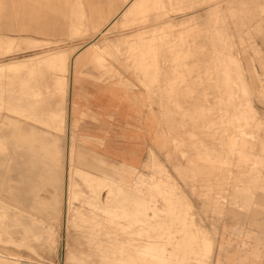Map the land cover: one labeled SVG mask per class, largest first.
Masks as SVG:
<instances>
[{
	"label": "rangeland",
	"instance_id": "374dc122",
	"mask_svg": "<svg viewBox=\"0 0 264 264\" xmlns=\"http://www.w3.org/2000/svg\"><path fill=\"white\" fill-rule=\"evenodd\" d=\"M146 1L35 0L34 9L41 6V16L29 23L32 29L38 26L39 32L28 34L49 42L33 40L29 44L27 39L17 38L18 47L13 51H0V63L23 60L8 64L7 74L0 72V114L18 116L22 112L19 118L46 129V123L41 125L43 118L55 122L51 126L59 131L62 114H49L64 99L65 91L62 94L59 88L65 90V78L73 64L87 68L91 74L87 77L96 83L116 82L124 93L132 95L141 110L152 114L151 123L146 122L141 130L140 141L144 143L136 146L143 152L142 160L135 164L110 159L100 139L91 140L90 146L85 144L79 123L76 126L71 121V136L64 128L60 135L63 145L57 144L65 150L69 140L65 162L72 182L70 230L63 231V219L47 220L39 216V208L34 210L39 215H33L12 200L1 198L0 236L4 243H0V249L18 251L37 263L73 264L64 253L63 243L68 240L70 246L91 254V261L99 263L115 255L123 262L114 264H125L128 246L141 249L155 244L160 248L139 254V250L129 248L136 252L134 264H195L197 257L207 255L214 258L213 264L220 260L225 264H264V0ZM162 5L165 10H161ZM9 19L8 15L0 17V37L18 36L19 32L9 30ZM105 44L115 46L95 51V45ZM58 49L64 52L55 58L47 57ZM80 54H86L83 61ZM31 145L34 150L41 146L40 142ZM21 157L11 160L7 178L28 179V160ZM28 162L32 167L37 165L33 160ZM0 172L4 173V169ZM88 173H92L89 181ZM93 174L97 179L102 176V181L107 177V182L101 181L97 187ZM8 190L4 186L0 192L5 195ZM59 191L46 185L42 196L52 199ZM59 200L51 202L56 209L60 208L55 203ZM42 204L50 214V206ZM4 222L11 226L5 227ZM25 237H29L38 254L16 250L13 240ZM99 243L101 248L91 247ZM210 246L213 252L204 254Z\"/></svg>",
	"mask_w": 264,
	"mask_h": 264
},
{
	"label": "bare ground",
	"instance_id": "6f19581e",
	"mask_svg": "<svg viewBox=\"0 0 264 264\" xmlns=\"http://www.w3.org/2000/svg\"><path fill=\"white\" fill-rule=\"evenodd\" d=\"M125 1V0H124ZM146 1V0H145ZM148 1V0H147ZM146 1V2H147ZM155 1V0H154ZM17 2V4H16V6L17 7H19L20 8V2H18V1H16ZM3 3V2H2ZM68 3V2H67ZM84 3V2H83ZM160 3H162V2H160ZM159 3V4H160ZM152 4H154V3H152ZM171 4V3H170ZM156 5H157V3H156ZM1 6H3V4H1ZM155 6V5H154ZM82 9H83V7H81ZM147 8V7H146ZM146 8H144V9H146ZM159 8V7H158ZM161 8H163V5H162V7ZM160 8V9H161ZM166 9V8H165ZM164 8L163 9H161V10H165ZM166 12V11H165ZM168 12V11H167ZM167 12H166V15H167ZM142 13H144V12H142ZM146 13V12H145ZM153 13H155V12H153ZM160 13V12H159ZM97 14H99V13H97ZM137 14V13H136ZM141 14V13H140ZM165 14V13H164ZM163 14V15H164ZM135 15V14H134ZM134 15H132V16H134ZM139 15V13L137 14V16ZM145 14H143L142 16H144ZM165 15V16H166ZM88 16V15H87ZM101 16V15H100ZM129 16H131V15H129ZM135 17V16H134ZM134 17H131V18H134ZM140 17V16H139ZM130 18V19H131ZM142 18V17H141ZM145 18V17H144ZM143 18V19H144ZM149 18H150V16H149ZM18 19V22L20 23V22H23V23H21V24H19L18 23V26H16L15 28H12L13 29V31H15V32H26V29H27V23H26V21L24 20L23 21V18L21 19V21H19V17L17 18ZM96 19H98L97 17H96ZM101 19V18H100ZM100 19H99V22H100ZM104 19V18H103ZM102 19V20H103ZM126 19V18H125ZM127 19H128V17H127ZM129 19V20H130ZM137 18H135V20H136ZM138 19H140V18H138ZM137 19V20H138ZM111 21V20H110ZM141 21V20H140ZM86 22V21H85ZM91 21H89V23H90ZM113 22H114V20H113ZM132 22V21H131ZM166 23V22H165ZM164 23V24H165ZM168 23V22H167ZM169 23H171V22H169ZM116 24V23H115ZM118 24V23H117ZM131 24V23H130ZM133 24V23H132ZM137 24V23H136ZM172 24V23H171ZM90 25H91V23H90ZM93 25V24H92ZM127 25V24H126ZM173 25V24H172ZM98 26H99V24H98ZM120 26V25H119ZM125 26V25H124ZM129 26V25H128ZM90 27V26H89ZM131 27V26H130ZM159 27V26H158ZM162 27V26H161ZM164 27V26H163ZM165 27H169V26H165ZM112 28H114V27H112ZM115 28L117 29V26H115ZM103 29V28H102ZM147 29V28H146ZM152 29V28H151ZM159 29H162V28H159ZM100 30V29H99ZM107 30V29H106ZM37 32H38V30H36ZM43 31V29L41 28V32ZM113 31V30H112ZM139 31V30H138ZM141 31V30H140ZM94 32H96V31H94ZM99 33H101V31H98ZM106 32V31H105ZM108 32V31H107ZM111 32V31H110ZM146 32V31H145ZM92 33V32H91ZM98 33V34H99ZM104 34V33H103ZM107 34V33H106ZM144 34V33H143ZM8 35V34H7ZM89 35V34H88ZM87 35V36H88ZM105 35V34H104ZM103 35V36H104ZM128 35V34H127ZM136 35V34H135ZM134 35V36H135ZM147 35V34H146ZM91 36V35H90ZM98 36V35H97ZM149 36V35H148ZM83 37V36H82ZM85 37V36H84ZM100 37V36H99ZM129 37V36H128ZM143 37V36H142ZM146 37V36H145ZM27 39L28 40V42L30 41H32V42H40L41 43V41L43 42V41H45V43H47V42H49L48 40H44V39H41V40H37L36 38H34V37H31V36H27V35H19V36H16V37H10V36H3V37H0V49L2 50V48L3 49H8L9 51L10 50H12L13 51V49L15 48V47H18V45H17V42H16V39ZM117 38V37H116ZM125 38V37H124ZM136 38V37H135ZM141 38V37H140ZM40 39V38H39ZM72 39V38H71ZM70 39V40H71ZM98 39V38H97ZM115 39V38H114ZM123 39V38H122ZM132 39V38H131ZM27 40H25V41H27ZM33 40H35V41H33ZM103 40V39H102ZM102 40H99V41H102ZM105 40V39H104ZM106 40H108V39H106ZM117 40V39H116ZM115 40V41H116ZM134 40V39H133ZM146 40H147V37H146ZM56 41V40H55ZM58 41H59V39H58ZM67 41V40H66ZM121 41V40H120ZM140 41H141V39H140ZM32 42L31 43H29V44H32ZM117 42V41H116ZM122 42V41H121ZM133 42V41H132ZM138 42V41H137ZM94 43V42H93ZM93 43H89L90 44V46H93V45H91V44H93ZM98 42L96 41V44H97ZM107 43H108V41H107ZM110 43V42H109ZM113 43V42H112ZM118 43H120V42H118ZM44 44V43H43ZM114 44H115V42H114ZM117 44V43H116ZM35 45H40L39 43H36ZM34 45V46H35ZM47 45V44H46ZM138 45V44H137ZM31 46V45H30ZM33 45L31 46V47H34ZM88 46V45H87ZM113 46H115V45H113V44H108V45H95L94 46V49H95V51L97 50L98 52L99 51H107V50H110ZM121 46H123V45H121ZM48 47V46H47ZM77 47V46H76ZM83 47V46H82ZM120 47V46H119ZM118 47V48H119ZM35 48V47H34ZM117 48V47H116ZM114 50H117V49H115V47H114ZM119 50V49H118ZM118 50H117V52H118ZM7 51V50H6ZM53 52H49L48 53V55H47V57H51V56H54L53 58H55L56 56H58V54H60V53H62V52H64L63 50H60V49H58V51L57 50H52ZM146 51V50H145ZM148 51V50H147ZM116 52V53H117ZM3 53V52H2ZM108 53V52H107ZM110 53V52H109ZM108 53V54H109ZM114 53L115 52H112V53H110L109 55H111V54H113L114 55ZM115 53V54H116ZM148 53H149V51H148ZM95 54V53H94ZM97 54V53H96ZM101 54V53H100ZM99 54V55H100ZM103 54V53H102ZM105 55V54H104ZM108 55V56H109ZM112 55V56H113ZM118 55V54H117ZM37 56H39V54H37V55H32V56H30V57H28V59H31V58H35V57H37ZM93 55H91V57H92ZM148 56V55H147ZM110 57V56H109ZM93 58V57H92ZM26 59V58H25ZM24 59V60H25ZM113 59V58H112ZM112 59H110V61L112 60ZM95 60V59H94ZM93 60V61H94ZM99 60H100V57H99ZM109 60V59H108ZM21 61H23L22 59H13V60H9V61H4V62H1L0 63V72L2 73V74H7L6 73V68H7V65L8 64H14V63H18V62H21ZM66 61V60H65ZM81 61H83V60H81ZM101 61V60H100ZM107 61V60H106ZM60 62V61H59ZM102 62V61H101ZM100 62V63H101ZM108 62V61H107ZM57 63V62H56ZM70 63H71V61H70ZM78 63H79V61H78ZM102 64V63H101ZM71 65V64H70ZM81 65V64H80ZM98 65V64H97ZM102 66V65H101ZM74 67V66H73ZM72 67V68H73ZM77 67V66H76ZM95 67V66H94ZM98 67V66H97ZM65 69H66V67H65ZM71 69V68H70ZM75 72V71H74ZM77 73V72H76ZM12 74V73H11ZM9 75V74H8ZM14 75V74H13ZM58 75V74H57ZM108 75V74H107ZM66 76V75H65ZM108 76H110V74L108 75ZM17 77V76H16ZM38 77V76H37ZM36 77V79H38ZM59 77V76H58ZM58 77H56L57 79H58ZM68 77V76H67ZM66 77V78H67ZM34 77H32V79H33ZM76 78V77H75ZM101 78V77H100ZM103 78V77H102ZM224 78V77H223ZM39 79H41V78H39ZM68 79V78H67ZM66 79V80H67ZM109 79V78H108ZM10 80H12V79H10ZM27 80V79H26ZM19 81H21V80H19L18 79V82ZM23 81H25V80H23ZM35 81V80H34ZM37 81V80H36ZM47 81H49V80H47ZM52 81H53V79H52ZM56 81V80H55ZM68 81V80H67ZM12 82V81H11ZM26 82V81H25ZM24 82V83H25ZM30 82H32V80L30 81ZM40 82V81H39ZM38 82V83H39ZM57 82V81H56ZM60 82V81H59ZM1 83V82H0ZM28 83V82H27ZM16 84V83H15ZM44 84H45V81H44ZM57 84H58V82H57ZM4 85V84H3ZM6 85V84H5ZM18 85V84H17ZM25 85H26V83H25ZM38 85V84H37ZM36 85V86H37ZM60 86V85H59ZM62 86V85H61ZM22 87V86H21ZM20 87V88H21ZM27 87H29V86H27ZM35 87V86H34ZM45 87V86H44ZM49 87V86H48ZM57 87H58V85H57ZM2 88H4V87H2ZM15 88V87H14ZM19 88V89H20ZM37 88V87H36ZM63 88H64V86H63ZM69 88H70V86H69ZM8 89V88H7ZM24 89H26L25 88V86H24ZM38 89H40L39 87H38ZM66 89L67 88H65V90H62V87H60L59 88V91H62V94H63V91H65L66 92ZM6 90V89H5ZM16 90V89H15ZM18 90V89H17ZM30 90V89H29ZM34 90H35V88H34ZM41 90V89H40ZM45 90H47L46 89V87H45ZM7 91H9V90H7ZM21 91H22V89H21ZM36 91H38V90H36ZM49 91V90H48ZM11 92V91H10ZM41 92V91H40ZM12 93V92H11ZM17 93V92H16ZM42 94H43V92H42ZM49 94V93H48ZM65 94V93H64ZM44 95H45V93H44ZM47 95V94H46ZM28 96V95H27ZM66 96V95H65ZM26 97V96H25ZM29 97V96H28ZM30 97H31V95H30ZM43 98H45V97H43ZM66 98V97H65ZM24 99V98H23ZM35 99V98H34ZM37 99V98H36ZM33 100V99H32ZM62 100V99H61ZM9 101V100H8ZM18 101H20V100H18ZM26 101V100H25ZM38 101V100H37ZM69 101H71V100H69ZM10 102V101H9ZM8 102V103H9ZM12 102V101H11ZM10 102V103H11ZM22 102V101H21ZM28 103V102H27ZM36 104V103H35ZM34 104V105H35ZM38 104H39V102H38ZM38 104H36L35 105V107L38 105ZM34 105H33V107H34ZM8 106V105H7ZM22 106V105H21ZM10 107V106H9ZM19 107V106H18ZM17 107V108H18ZM32 106H31V108L30 109H32L33 108ZM41 107H42V105H41ZM57 107H58V105H57ZM11 108V107H10ZM9 109V108H8ZM7 109V110H8ZM26 109V108H25ZM12 110V109H11ZM43 110V109H42ZM37 111V110H36ZM68 111V110H67ZM21 112V111H20ZM20 112H18V113H20ZM41 112V111H40ZM16 114V113H15ZM66 114H67V112H66ZM20 115V114H19ZM18 115V116H19ZM21 115H22V112H21ZM20 115V116H21ZM32 115V114H31ZM34 115H35V113H34ZM50 116L49 117H54V116H57V115H59V114H54L53 112H50V114H49ZM54 115V116H53ZM17 115H14V114H12V113H9V112H5V113H2V114H0V171H1V169H4V173H1L0 172V189L2 188V187H4V186H8V193L7 194H5V195H3L1 192H0V199L1 198H8V199H10V200H12L16 205L15 206H17V207H21V208H23V207H25V208H27V210L28 211H30V212H32L33 213V215L34 214H37V215H39L38 213H36L34 210H35V208H39L40 210L39 211H37V212H39V213H41V215H39V216H41V217H44L45 219H47V220H53V219H57V220H59V222L63 219V228H64V232H68V230H70L69 229V221H70V218L71 217H69V215H70V209H71V203H70V201H71V195H70V192H71V183L72 182H70V177L68 176V174H67V169H66V162H65V157H66V152L68 151V148H69V140H68V145H67V147L65 148V150H61V148L59 147L58 148V146H57V144L60 142V140H59V138L57 137V136H55L53 133H52V124H54L55 122H48L47 120H45V119H43V118H41V125H42V122H44V123H46V124H44V126H46V128H47V131H45V132H41V130H38L37 128H35V127H33V124L31 125V124H29L28 122H26L25 120H23V119H21V118H19ZM23 116V115H22ZM21 116V117H22ZM28 116V115H27ZM39 116V115H38ZM43 116V115H42ZM61 116V115H60ZM63 116V115H62ZM32 117V116H31ZM33 118V117H32ZM48 119V118H47ZM53 119V118H52ZM61 119H64V118H61ZM56 120H58V119H56ZM57 122V121H56ZM60 122V121H59ZM63 122V121H62ZM58 123V122H57ZM61 123V122H60ZM52 125V126H51ZM64 125V124H63ZM55 126H56V124H55ZM60 126V125H59ZM60 127H62V125L60 126ZM66 128V127H65ZM58 129V125L56 126V130ZM54 130V129H53ZM64 130V129H63ZM42 131H44V129L42 130ZM118 136V135H117ZM61 137V136H60ZM36 142H40V144H41V146H40V150H41V152L39 151V149H37V150H34V148H33V146L31 145V144H33V143H36ZM75 142V141H74ZM74 142H72V143H74ZM83 148V147H82ZM91 149V148H90ZM156 150V149H155ZM29 152L30 153H32V155L29 157L28 156V154H29ZM84 152V151H83ZM89 152V151H88ZM17 155H20V156H22V157H24V158H26L28 161L29 160H33V161H35V162H37L36 164V166L35 167H32V165L28 162V161H25V164L27 165V169L29 168V172H30V175H29V177H28V179H25L24 177L22 178V180H20L19 179V181H18V179H16V178H10V175H9V177L7 178V175L9 174V173H11L10 171H11V169H12V162H11V160L14 158V157H17ZM99 155V154H98ZM93 156V155H92ZM21 157V158H22ZM95 157V156H94ZM96 158V157H95ZM99 158V157H98ZM97 159V158H96ZM102 160L104 159V158H101ZM98 160V159H97ZM101 160V162H103ZM92 161V160H91ZM100 161V160H99ZM98 161V162H99ZM43 163H44V167L42 166L43 165ZM82 163V162H81ZM91 163V162H90ZM124 163V162H123ZM158 163V162H157ZM83 164V163H82ZM81 164V165H82ZM80 165V166H81ZM92 165V164H91ZM106 165V164H105ZM241 165V164H240ZM39 168H38V167ZM76 166V165H75ZM79 166V165H78ZM83 166V165H82ZM93 166V165H92ZM68 167H70V169H71V165L69 164V166ZM88 167V166H87ZM161 167V166H160ZM75 168V167H74ZM83 168V167H82ZM85 168V167H84ZM90 168V167H89ZM163 168V167H162ZM80 169H81V167H80ZM120 169H121V167H120ZM72 170V169H71ZM79 170V169H78ZM101 170H102V168H101ZM68 171H69V169H68ZM82 171V170H81ZM105 171V170H104ZM104 171H103V173H104ZM86 172V171H85ZM88 172V171H87ZM98 173V172H97ZM103 173H101V174H103ZM113 173V172H112ZM71 174V173H70ZM69 174V175H70ZM92 173H90V175H91ZM88 175H89V173H88ZM90 175L88 176V181H89V179H90ZM94 175V174H93ZM97 175V174H96ZM104 175V174H103ZM35 176H40L41 177V179H37V177H35ZM71 176V175H70ZM77 176V175H76ZM86 177V176H85ZM92 177V176H91ZM109 177V176H108ZM93 182L95 181V185H96V183H97V187H99L98 186V183H100L102 180V176H100L99 177V179H97V177H95V175L93 176ZM107 178V177H106ZM106 178L104 179V181H102V183L104 182L105 183V181H106ZM86 181V183H87V178L85 179ZM110 180V179H109ZM115 180V179H114ZM164 180V179H163ZM97 181V182H96ZM76 182V181H75ZM93 182H91V183H93ZM107 182V181H106ZM89 183V182H88ZM103 183V184H104ZM29 185L28 186V188L26 187V185ZM74 184V183H73ZM46 185H51L52 187H54V189L55 188H58L60 191L59 192H57L54 196H53V198L52 199H50V198H48V197H46V196H42V191L43 190H45V187H46ZM91 185V184H90ZM101 185V184H100ZM113 185V184H112ZM94 186V185H93ZM105 186V185H104ZM107 187H109V186H107ZM107 187H105V188H107ZM158 187V186H157ZM89 188H92V187H89ZM94 188V187H93ZM105 188H103V190L105 189ZM96 189V188H95ZM181 189V188H180ZM49 190V189H48ZM75 190V189H74ZM111 190V189H110ZM178 190V189H177ZM95 191V190H94ZM102 191V190H101ZM121 191V190H120ZM180 191H182V190H180ZM77 192V191H76ZM92 192V191H91ZM96 192V191H95ZM112 192H114V191H112ZM65 193H67L68 194V196H66L65 198H64V195H65ZM157 193V192H156ZM174 193V192H173ZM180 193V192H179ZM92 194V193H91ZM95 194V193H94ZM114 194H115V192H114ZM150 194V193H149ZM83 196H84V194H82ZM151 195V194H150ZM114 196V195H113ZM116 196V195H115ZM88 197V196H87ZM57 198H60L61 200H59L58 202H55L56 203V205H57V207H60V208H58V209H56V208H54L53 207V205H52V201H57ZM94 198V197H93ZM97 198H98V195H97ZM102 198V197H101ZM109 198V197H108ZM149 198V197H148ZM82 199V198H81ZM111 199V198H110ZM114 199V198H113ZM3 200V199H2ZM127 200V199H126ZM125 200V201H126ZM140 200V199H139ZM147 200V199H146ZM153 200V199H152ZM73 201H75V200H73ZM114 201V200H113ZM135 201V200H134ZM144 201V200H143ZM142 201V202H143ZM148 201H150V200H148ZM148 201H146V202H148ZM43 202H46L49 206H50V211H51V213L49 214V213H47L46 212V210L43 208ZM106 202V201H105ZM122 202V201H121ZM140 202V201H139ZM124 203V202H123ZM126 203V202H125ZM95 204V203H94ZM132 204V203H131ZM135 204V203H134ZM143 204V203H142ZM47 205V206H48ZM120 205V204H119ZM147 205V204H146ZM127 206V205H126ZM144 206H145V204H144ZM125 207V206H124ZM138 207V206H137ZM100 208V207H99ZM112 208V207H111ZM116 208V207H115ZM126 208V207H125ZM129 208V207H128ZM144 207H142V209H143ZM75 209V208H74ZM77 209V208H76ZM108 209V208H107ZM130 209V208H129ZM144 209H147V207L146 208H144ZM73 210V209H72ZM108 210H110V209H108ZM128 210V209H127ZM132 210V209H131ZM138 210V209H137ZM141 210V209H140ZM10 211V210H9ZM103 211V210H102ZM124 211V210H123ZM145 211V210H144ZM23 212V211H22ZM82 212H84V211H82ZM104 212V211H103ZM115 212V211H114ZM113 212V213H114ZM118 212V211H117ZM126 212H128V211H126ZM129 212H130V210H129ZM134 212H137V211H134ZM138 212H139V210H138ZM141 212H143V211H141ZM97 213V212H96ZM111 213V212H110ZM116 213V212H115ZM122 213V212H121ZM145 213V212H144ZM7 214V213H6ZM73 214V213H72ZM86 214H89V212L88 213H86ZM105 214V213H104ZM109 214V213H108ZM129 214V213H128ZM134 214V213H133ZM8 215V214H7ZM75 215V214H74ZM78 215V214H77ZM125 215V214H124ZM139 215V214H138ZM144 215V214H143ZM17 216V215H16ZM21 216V215H20ZM25 216V215H24ZM71 216V215H70ZM80 216V215H79ZM107 216V215H106ZM108 216H110V215H108ZM113 216V215H112ZM111 216V217H112ZM105 217V216H104ZM114 217V216H113ZM117 217V216H116ZM120 218H121V216H120ZM119 218V219H120ZM77 219V218H76ZM117 219V218H116ZM75 220V219H74ZM78 220V219H77ZM115 220V219H114ZM9 221V220H8ZM116 221V220H115ZM13 222H15V221H13ZM12 222V223H13ZM80 222V221H79ZM41 223V222H40ZM77 223V222H76ZM20 224V223H19ZM32 224V223H31ZM61 224V223H60ZM83 224V223H82ZM82 224H80V225H82ZM106 224H108V223H106ZM45 225V224H44ZM4 226L5 227H10L11 225H9V224H7L6 222H4ZM17 228H20L19 226H16ZM45 227V226H44ZM53 227V226H52ZM23 227H21V229H22ZM34 229H36V228H34ZM177 229V228H176ZM35 231V230H34ZM47 231H49V230H47ZM86 231V230H85ZM98 231V230H97ZM46 232V231H45ZM173 232V231H172ZM36 233V232H35ZM49 233H51V232H49ZM100 233H102L101 231H100ZM33 234V233H32ZM31 234V235H32ZM45 234V233H44ZM48 234V233H47ZM42 235H43V233H42ZM65 235H67V234H65ZM64 235V236H65ZM30 236V235H29ZM181 236V235H180ZM34 237V236H33ZM45 237V236H44ZM101 238H103V237H101ZM7 239V238H6ZM57 240H58V238H56ZM72 239H73V237H72ZM104 239H105V237H104ZM97 240V239H96ZM98 241V240H97ZM41 242V241H40ZM0 243L1 244H3L4 243V241H3V238H2V236H0ZM44 243V242H43ZM77 243V242H76ZM80 243V242H79ZM263 243V242H262ZM13 244L16 246V250H21V249H25V250H28V251H30V252H36V253H33V254H38L37 253V250H36V248L32 245V243L30 242V239H29V237H25V238H23L22 240H13ZM64 253H65V255H66V258L67 259H69V260H71V262H73V264H103L104 262H108V263H110V264H114L115 263V261H120V262H123V260H122V258H118V257H116L115 255H114V257L110 260V259H108V257L106 256V258H104V259H102L99 263L97 262V261H91L88 257H90V256H92L91 254H88V253H84L83 251H82V249L81 248H78V247H74V246H70L69 245V242H68V240L67 241H64ZM37 246H39V245H37ZM42 246H43V244H42ZM48 246V245H47ZM43 247H45V246H43ZM53 247V246H52ZM92 248H97V249H99V248H101V243H99L98 245H96V246H91ZM177 247H179V248H182V245L181 244H178V246ZM235 247V246H234ZM233 247V248H234ZM9 248V247H8ZM54 248H56V247H54ZM139 250L138 251V254L139 253H143V252H146V251H149V250H155L156 248H160L158 245H155V244H148V245H146V246H144V247H141V249H140V247L138 248V249H136V248H134L133 246L131 247V246H128V250L130 251L129 252V256H128V259H127V261L125 262V264H134L135 263V253H134V251H132L131 252V250ZM161 248H164V247H161ZM260 248V247H259ZM237 249V248H236ZM213 246H210V251L209 252H205L204 254H211L212 252H213ZM230 250H231V248H230ZM45 251V250H44ZM49 251H51V250H49ZM78 251V252H77ZM64 253H63V255H64ZM166 254V253H165ZM168 254V253H167ZM85 255H87V256H85ZM214 259V258H213ZM213 259H212V257H209L208 255L207 256H203V257H197L196 258V263L195 264H213ZM262 259H263V257H262ZM61 261V260H60ZM124 261H125V259H124ZM37 262H39L38 260L37 261H33V259H31V257H29V256H25V255H22V254H20V252H18V251H15L14 252V250L12 251H10V250H5V251H3V250H1L0 249V264H48V263H45L44 261V263H37ZM59 262V261H58ZM194 262V261H193Z\"/></svg>",
	"mask_w": 264,
	"mask_h": 264
},
{
	"label": "crops",
	"instance_id": "0c3cea01",
	"mask_svg": "<svg viewBox=\"0 0 264 264\" xmlns=\"http://www.w3.org/2000/svg\"><path fill=\"white\" fill-rule=\"evenodd\" d=\"M16 1L17 0H0V17L3 15H8L10 17L8 23L11 27L9 30L12 32V28L18 26L19 22L17 18H24L23 21L25 20L28 24L26 32L17 33L18 36H30L28 34L29 32H37L36 30H39L38 26H34L36 27L35 29L30 28V26L31 23H34L35 16H41V6L36 5V9H34L33 1L35 0H19V8L16 6ZM1 4H3V6H1ZM5 9L10 10V12H2ZM30 21L31 23H29ZM21 23L23 22L19 24ZM1 24L0 21V25ZM3 36L16 37L17 35L4 34ZM37 40H41V38ZM85 58L86 54L79 57L80 60ZM81 64L87 65L89 63ZM87 71V68L84 67H71L67 75L68 77L66 76L68 79L65 78L67 89L64 94V99L58 104L60 107L53 111L54 114L63 115L62 118L64 119L60 124L62 127L59 128V131L52 129V133L59 138L62 144V136L60 137L61 132L67 127L69 131L68 137L71 136V121L74 120L75 125L78 126L77 123H79L81 130H83L84 135L82 136V141L85 144H89L90 146L91 140L98 141L100 139L103 143L104 154L110 159L119 162H128L129 164H135L134 162L141 161L143 152L136 146L144 143V141H140V138L142 139L140 135L141 130L146 122L151 123L152 114L141 110V107L136 105L132 95L128 94V92H125V94L116 82L112 81L106 85L96 83L94 79L87 77V75L90 74ZM100 77L101 74L98 79H101ZM68 102L69 107H67ZM33 127L39 130L42 129L41 126L35 124H33ZM42 130L41 132H45L47 128L44 129V131ZM135 131H138V133H135ZM91 149L94 150L93 148ZM219 264H225V262L220 260Z\"/></svg>",
	"mask_w": 264,
	"mask_h": 264
}]
</instances>
